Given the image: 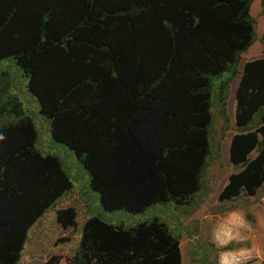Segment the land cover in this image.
<instances>
[{"label":"trees","instance_id":"obj_1","mask_svg":"<svg viewBox=\"0 0 264 264\" xmlns=\"http://www.w3.org/2000/svg\"><path fill=\"white\" fill-rule=\"evenodd\" d=\"M253 1L0 0V134L22 138L0 153V264L19 262L29 228L72 186L56 153L41 151L34 112L83 161L103 209L138 214L191 201L210 165L211 109L219 104L228 118L230 84L256 37ZM24 93L37 101L32 113ZM236 99L230 158L246 165L221 200L264 183L263 58L246 63ZM57 213L63 226L75 224L73 207ZM67 260L182 264V254L158 218L126 225L93 216Z\"/></svg>","mask_w":264,"mask_h":264},{"label":"rangeland","instance_id":"obj_2","mask_svg":"<svg viewBox=\"0 0 264 264\" xmlns=\"http://www.w3.org/2000/svg\"><path fill=\"white\" fill-rule=\"evenodd\" d=\"M251 13L257 20L254 43L242 54L238 65L239 73L230 84L226 108L228 118L225 120L220 114L219 104H214L211 109L213 120L209 127L210 153L207 156L210 165L201 179L200 189L185 205L158 203L138 214L103 209L101 194L93 188L90 173L83 161L67 145L52 140L43 116L33 113L40 138L44 135V145L42 142L38 144L41 151L52 150L56 153L72 186L59 196L55 207L52 205L48 208L29 228L17 264H45L53 256L61 258L59 264H71L67 259L79 248L83 227L93 216H99L113 224L124 222L126 225L158 218L180 240L182 264H221V259L225 256L223 248L231 238L239 242L234 243V249L243 250L237 254L235 264H264V183L253 195L243 191L236 199H220L230 175L239 172L246 165L235 166L230 158L231 141L238 132L236 94L242 72L247 62L257 58L264 59V6L261 0L253 1ZM18 66L15 63L14 73L19 72ZM21 99L29 113L36 109L37 101L31 95L24 93ZM27 137L28 131L23 135L24 139ZM13 138L22 139L12 137V132L0 134V153L3 152L5 142ZM25 141L27 140L22 142ZM256 156L255 150L248 158L252 160ZM66 207L75 209L74 225L63 226L58 220L57 211ZM247 213H251L253 221L246 217Z\"/></svg>","mask_w":264,"mask_h":264},{"label":"crops","instance_id":"obj_3","mask_svg":"<svg viewBox=\"0 0 264 264\" xmlns=\"http://www.w3.org/2000/svg\"><path fill=\"white\" fill-rule=\"evenodd\" d=\"M238 240H235L234 238H231V240H229L227 242V245L228 244H234V243H239L237 242ZM243 250L239 251V249H231V250H228V251H225V256L222 257L221 259V264H235L236 262V259L238 258L237 257V254L242 252ZM224 258H227L229 260V262H224Z\"/></svg>","mask_w":264,"mask_h":264}]
</instances>
